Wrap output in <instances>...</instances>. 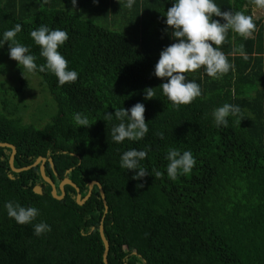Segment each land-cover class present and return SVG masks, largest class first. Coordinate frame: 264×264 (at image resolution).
<instances>
[{"label":"trees","instance_id":"trees-1","mask_svg":"<svg viewBox=\"0 0 264 264\" xmlns=\"http://www.w3.org/2000/svg\"><path fill=\"white\" fill-rule=\"evenodd\" d=\"M257 5L0 0V264H264Z\"/></svg>","mask_w":264,"mask_h":264},{"label":"water","instance_id":"water-1","mask_svg":"<svg viewBox=\"0 0 264 264\" xmlns=\"http://www.w3.org/2000/svg\"><path fill=\"white\" fill-rule=\"evenodd\" d=\"M0 147H8V148H10L8 164H9V168L11 169L12 172H21L23 170H27V169H29L31 167H34V166L38 165L39 166V172H40V175H41L42 179L50 185L51 195L54 198H56V199H62L63 198V196L65 194L64 187H65L66 184H68V185H71L72 187H74V189L76 190V197H75L76 198V202L78 204H83L89 198V196L91 195L93 186L96 185L98 187V191H99L100 197H101L103 205H104V212L107 211L108 205H107V202H106L105 194H104V191L102 189L101 184L98 181H96V180L90 181L88 183V191H87L86 195H84L82 197L80 192H79V187L72 180H70L68 177H65L57 185V187H58V189L60 191V193L58 194L57 193V187H56L55 183L53 182V180L50 177H48L45 174V170H44L45 158L44 157L38 156L32 164L18 168V167H15L14 163H13L14 162L15 153H16L15 146L13 144H11V143H8V142H0ZM33 191L35 193L40 194V193H42V188H41L40 185H35L33 187ZM99 235H100L101 241L103 243V252H102L103 264H109L108 263V259H107V255H108V251H109V242H108V240L106 239V237L104 235V230H103L102 223H100V225H99Z\"/></svg>","mask_w":264,"mask_h":264},{"label":"rangeland","instance_id":"rangeland-1","mask_svg":"<svg viewBox=\"0 0 264 264\" xmlns=\"http://www.w3.org/2000/svg\"><path fill=\"white\" fill-rule=\"evenodd\" d=\"M263 9H264V7L263 6H254V10H253V14L255 15V16H260L261 14H263ZM86 14V13H85ZM84 16H86V15H84ZM93 16L92 15H89L88 17H86V18H92ZM115 29L116 30H118L119 32H123V29H121V28H118V27H115ZM125 33V32H124ZM4 59H1L0 60V64H11V67H13L14 65L16 66V63H18V62H21L22 61V57H16V58H11V59H9V58H7V57H3ZM5 59H7V61H5ZM26 73V72H25ZM24 74V73H23ZM32 84H36L35 86H34V88L32 89V93L30 92V95L28 94V95H26V98L28 99V101L29 100H32L33 99V101H37L36 102V104H35V108H38V107H44L43 106V103H44V101H42V99H43V92L41 91V87L37 84V82L36 81H33L32 82ZM32 104H34V102L32 103ZM51 105V102L50 101H47V103H46V107H45V109H44V111L46 112V113H49V109H50V106ZM26 121H29V119L28 118H26L25 119Z\"/></svg>","mask_w":264,"mask_h":264},{"label":"flooded vegetation","instance_id":"flooded-vegetation-1","mask_svg":"<svg viewBox=\"0 0 264 264\" xmlns=\"http://www.w3.org/2000/svg\"><path fill=\"white\" fill-rule=\"evenodd\" d=\"M59 184V183H58Z\"/></svg>","mask_w":264,"mask_h":264}]
</instances>
